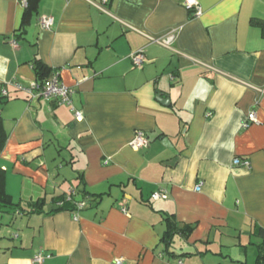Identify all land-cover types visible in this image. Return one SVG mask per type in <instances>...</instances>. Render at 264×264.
<instances>
[{
  "label": "crops",
  "instance_id": "0c3cea01",
  "mask_svg": "<svg viewBox=\"0 0 264 264\" xmlns=\"http://www.w3.org/2000/svg\"><path fill=\"white\" fill-rule=\"evenodd\" d=\"M21 1L0 0V168L23 208L0 211V264H36L38 253L41 264H252L250 247L255 264L264 37L251 20L264 22V0H196L198 17L182 0H39L20 35ZM43 16L50 30L39 28ZM170 34L168 46L158 42ZM36 60L74 90L82 120L54 101L29 105L6 85L34 81ZM250 112L258 124L242 128ZM136 131L149 142L138 151L129 146ZM69 188L85 202L76 219L56 211ZM159 191L167 199L152 200ZM35 202L43 205L32 212ZM166 215L194 225L173 238L171 254L160 242Z\"/></svg>",
  "mask_w": 264,
  "mask_h": 264
},
{
  "label": "built area",
  "instance_id": "2783aa9c",
  "mask_svg": "<svg viewBox=\"0 0 264 264\" xmlns=\"http://www.w3.org/2000/svg\"><path fill=\"white\" fill-rule=\"evenodd\" d=\"M110 0H101L102 5H106L109 3ZM182 6L188 11L191 12L194 17H198L201 14V9L196 0H182ZM21 5L23 7L27 6V0H22ZM54 25V20L51 17H40L38 19V26L42 30H50ZM173 35L170 34L165 40L158 41L160 44L168 46L171 42H173ZM14 45V43H13ZM131 62L135 68H140L144 61V55L141 51L137 53H133L130 55ZM7 86L11 87L15 92H19L24 94L26 101L28 104H35L37 105L39 102H50L54 101L58 106H68L73 113V117L75 120H82L83 115L80 111L75 110L71 107V97L73 95L74 90L72 88H68L63 85L59 81L58 73L54 72L51 77L46 78L42 81L34 80L27 85L20 84L18 82H9L6 84ZM1 98L8 97V93L6 88H3L0 92ZM258 124L254 112H250L247 115L246 120L242 123V128H248L250 125ZM148 139L142 131H136L132 141L130 142L129 146L135 150H141L148 146ZM233 166L235 167H243L246 169L250 168V163L248 160L238 159L235 158L232 162ZM78 192L76 188H69L64 196V202H67L73 205V217L74 219L77 218L78 212L85 208V202L81 200H77ZM151 199L156 201L159 199H167V195L164 191L155 192L151 195ZM63 202H58L57 206L61 207ZM124 212L125 210L122 209ZM44 256L40 253L34 256L33 262L36 264H41L44 261ZM115 264H122V260H116Z\"/></svg>",
  "mask_w": 264,
  "mask_h": 264
},
{
  "label": "trees",
  "instance_id": "16d2710c",
  "mask_svg": "<svg viewBox=\"0 0 264 264\" xmlns=\"http://www.w3.org/2000/svg\"><path fill=\"white\" fill-rule=\"evenodd\" d=\"M39 0H27V6L24 9L23 19L21 22V27L19 28L20 35L25 33V27L28 24V20L32 14L36 13L37 6ZM251 24L260 27L262 36L264 37V22L259 20H251ZM33 71L35 73V80L42 81L45 80L50 73V70L43 65L40 61L36 60L33 62ZM7 136L3 130L2 122L0 119V152L2 151ZM81 192L85 193L84 188H81ZM63 202L61 207H58L56 211L64 210V211H74L73 205L64 202V198H59L56 203ZM42 202H35L30 205L32 208V212H36L34 208L37 206L42 207ZM19 211L20 213L23 211V208L19 207V205H15L12 203L11 197L7 195L5 192V172L0 168V211L13 212ZM23 213V212H22ZM165 224V231L161 237V245L163 250L167 254L169 253V248L172 245L173 238L178 235L180 237H187L190 235L194 229V225H179L173 218V216H164L163 218ZM258 236L262 239L261 243L258 246V255L255 261V264H264V229L258 228L257 232Z\"/></svg>",
  "mask_w": 264,
  "mask_h": 264
},
{
  "label": "water",
  "instance_id": "95a60500",
  "mask_svg": "<svg viewBox=\"0 0 264 264\" xmlns=\"http://www.w3.org/2000/svg\"><path fill=\"white\" fill-rule=\"evenodd\" d=\"M157 101L160 102L163 105H169V100L168 98H163V96H161L160 94L157 95L156 97Z\"/></svg>",
  "mask_w": 264,
  "mask_h": 264
},
{
  "label": "rangeland",
  "instance_id": "374dc122",
  "mask_svg": "<svg viewBox=\"0 0 264 264\" xmlns=\"http://www.w3.org/2000/svg\"><path fill=\"white\" fill-rule=\"evenodd\" d=\"M253 250H255V249H254L253 247H250L249 257H248V260L250 259V263H252V264H253V261H254V257L251 255L252 252H253ZM251 257H252L253 259H251Z\"/></svg>",
  "mask_w": 264,
  "mask_h": 264
}]
</instances>
